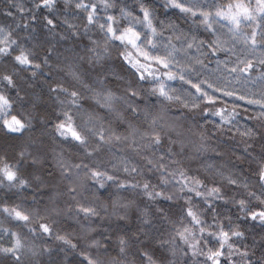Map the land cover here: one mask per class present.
I'll return each mask as SVG.
<instances>
[{"label":"snow or ice","instance_id":"snow-or-ice-1","mask_svg":"<svg viewBox=\"0 0 264 264\" xmlns=\"http://www.w3.org/2000/svg\"><path fill=\"white\" fill-rule=\"evenodd\" d=\"M0 264H264V0H0Z\"/></svg>","mask_w":264,"mask_h":264}]
</instances>
